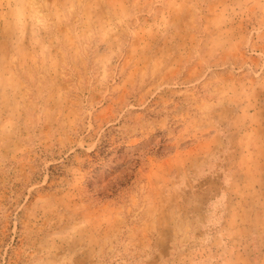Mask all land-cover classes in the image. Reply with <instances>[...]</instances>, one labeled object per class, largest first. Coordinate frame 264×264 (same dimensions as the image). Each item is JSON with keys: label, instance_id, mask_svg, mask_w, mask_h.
Here are the masks:
<instances>
[{"label": "rangeland", "instance_id": "rangeland-1", "mask_svg": "<svg viewBox=\"0 0 264 264\" xmlns=\"http://www.w3.org/2000/svg\"><path fill=\"white\" fill-rule=\"evenodd\" d=\"M0 264H264V0H0Z\"/></svg>", "mask_w": 264, "mask_h": 264}]
</instances>
